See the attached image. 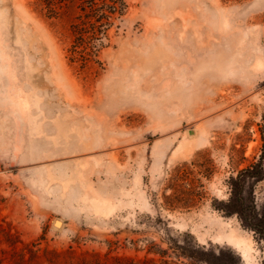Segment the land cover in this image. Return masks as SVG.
Segmentation results:
<instances>
[{
	"label": "rangeland",
	"instance_id": "obj_1",
	"mask_svg": "<svg viewBox=\"0 0 264 264\" xmlns=\"http://www.w3.org/2000/svg\"><path fill=\"white\" fill-rule=\"evenodd\" d=\"M126 1L82 59L79 9L0 0V264H264L221 209L264 150V0ZM178 167L190 207L167 205ZM243 197L264 218V178Z\"/></svg>",
	"mask_w": 264,
	"mask_h": 264
},
{
	"label": "trees",
	"instance_id": "obj_2",
	"mask_svg": "<svg viewBox=\"0 0 264 264\" xmlns=\"http://www.w3.org/2000/svg\"><path fill=\"white\" fill-rule=\"evenodd\" d=\"M52 14H62L68 10L79 9L72 22L75 35L74 53L83 57L94 56L104 44L108 29L115 19L123 15L128 7L126 0H40ZM80 47V49H78ZM257 170L255 171V169ZM264 178V150L258 162L241 169L236 176H231L232 194L229 201L221 207L226 213L238 212L246 225L255 231L264 232V218L248 214L243 210L244 193L248 177ZM185 168L178 167L171 177L173 194L166 195L167 205L171 208L192 206L198 195L195 188L188 187L185 180ZM128 264H151V259L134 261L128 257Z\"/></svg>",
	"mask_w": 264,
	"mask_h": 264
},
{
	"label": "bare ground",
	"instance_id": "obj_3",
	"mask_svg": "<svg viewBox=\"0 0 264 264\" xmlns=\"http://www.w3.org/2000/svg\"><path fill=\"white\" fill-rule=\"evenodd\" d=\"M21 12V11H20ZM61 83V82H60ZM62 85V84H61ZM198 141H201V140H198ZM191 144V142H190ZM193 144V143H192ZM183 145V144H182ZM183 147V146H181ZM107 204V203H105ZM109 204V203H108ZM108 206V205H107ZM63 224L62 220L61 219H57L55 220V225L57 227H61ZM229 238V241L232 242L239 250L240 252L242 253L243 256H247L250 251L252 250V243L250 240L244 238V237H241V236H238V235H235L234 231L232 230V232L229 234L228 236Z\"/></svg>",
	"mask_w": 264,
	"mask_h": 264
}]
</instances>
